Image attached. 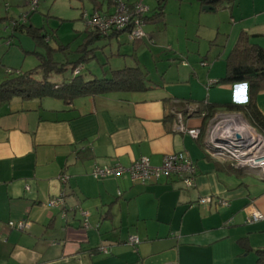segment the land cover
<instances>
[{
  "label": "crops",
  "instance_id": "crops-1",
  "mask_svg": "<svg viewBox=\"0 0 264 264\" xmlns=\"http://www.w3.org/2000/svg\"><path fill=\"white\" fill-rule=\"evenodd\" d=\"M91 2L92 10L111 11L109 1L105 9ZM250 18L255 22L239 33L264 46V10ZM68 30L79 42L92 29L78 23ZM160 30L154 24L150 39L156 40ZM103 38L116 55L108 68L96 58L92 71L102 76L137 64L148 73L146 89L79 96L69 103L14 99L0 109V264H256L255 251L264 248V219H246L255 210L264 215V180L247 181L243 176L256 173L210 157L205 134L195 139L175 132L171 117L175 110L197 109L206 101L245 102V84L216 83L225 62L215 61H224L230 50L213 51V39L203 52L186 44L185 52L177 48L172 58L160 59L170 62L152 72L137 52L148 41L145 36L130 41L120 32ZM202 60L209 64L201 66ZM256 103L264 115V90ZM185 123L200 128L202 118L193 114ZM83 149L91 151L86 158L78 155ZM180 151L196 166L188 188L170 178L142 182L129 173L91 175L95 166L128 167L141 156L160 166L165 155ZM61 174L69 177L65 185ZM62 192L64 206H50ZM204 197L210 201L201 203ZM82 212L88 214L84 227ZM20 220L28 224L24 230L8 225ZM129 236L138 242L129 244Z\"/></svg>",
  "mask_w": 264,
  "mask_h": 264
},
{
  "label": "trees",
  "instance_id": "trees-1",
  "mask_svg": "<svg viewBox=\"0 0 264 264\" xmlns=\"http://www.w3.org/2000/svg\"><path fill=\"white\" fill-rule=\"evenodd\" d=\"M165 1L166 0H156V6L151 11L153 14L148 15V12L150 11L149 8V10L143 14L144 19L146 20L148 18L154 17V15L161 16L163 14ZM198 1L200 2L201 6L209 4L215 9H218L219 6L223 5L232 7L234 3V0ZM36 11L37 8L26 14V21L24 22L20 20L21 16L19 19L13 18L14 22L12 21L13 24L11 23L12 31L9 37L15 36L17 31L24 32L33 38L36 45L45 47L46 53L33 50L32 52L37 55L39 62L34 68L28 71L17 70L16 68H10L6 71L7 74L2 77V79H0V109H2L3 106L8 105L14 99L23 101L39 100L41 102V100L45 98H56L69 103L74 98L79 96L106 94L113 91H136L147 88V83L150 82L148 73L144 68L137 64L129 67L125 66L119 69H111L109 70V73L102 76H97L92 71V69H89L85 66L86 62H89L91 59L96 57L94 50L99 46L94 44L97 39L116 35L121 32L117 30L100 32L96 26L87 23L85 16H91L95 11L101 15H106L107 13H112L113 11L101 12L94 8L90 13H87L82 10L81 19L85 20L87 26H89L92 30L85 31L87 36L85 35L84 38L73 47L71 45L72 43L70 42L60 43L61 41L57 35L56 29L51 30L53 32L52 33L48 32L44 25L40 26L34 24L31 20V15ZM62 23H60V25ZM53 38L54 40H59L56 45H50V39ZM9 40L10 43L13 44V40ZM10 43H8V45ZM55 52H62V54L65 56L64 61L61 62L55 60ZM69 53H72L75 58H67L68 56L66 55ZM224 62V75L223 77L219 78L216 83L245 84L246 100L244 103H209L208 101L203 103L199 108H197L196 113V115L202 118L199 137L201 135L204 136L208 122L218 112L241 113L248 123L256 129L257 132L264 135V115H262V113L259 111L256 103L258 93L261 90H264V46L250 42L249 35L246 32L241 31L234 45L225 56ZM200 63L206 64V61L202 60ZM65 70L70 71L69 76L64 74ZM53 75H59L61 76V79H51V76ZM211 83L213 82H210V84ZM182 112L185 113V111ZM201 113H204V115L201 116ZM171 117H174L173 112ZM89 153H91L89 149H83L79 150L78 155L82 158H86L89 156ZM229 164L232 167L229 168L236 170V167H234L231 162ZM61 175L67 176L65 183H62L63 185L67 184L69 179L68 175ZM160 178H170L181 181L179 178L172 175L166 177H152L141 181L145 182ZM61 194L63 195V204L61 207H63L65 193L62 192ZM75 208L76 207H72L70 210H76ZM64 210L65 207L63 208V211ZM84 226L85 221L82 219V227ZM255 253L256 264H264V248L257 249Z\"/></svg>",
  "mask_w": 264,
  "mask_h": 264
},
{
  "label": "rangeland",
  "instance_id": "rangeland-1",
  "mask_svg": "<svg viewBox=\"0 0 264 264\" xmlns=\"http://www.w3.org/2000/svg\"><path fill=\"white\" fill-rule=\"evenodd\" d=\"M97 1L105 9L109 0ZM131 1H133L132 3L141 1L151 10L156 6V0ZM202 7L198 0H166L163 14L146 22L151 23V25H144L145 39H148V41L144 43L141 50L137 47L142 63H145L152 71L156 65L170 62L168 58L160 59L167 56L172 58L174 50H177V48H181L185 52L186 47L184 45L190 44V47L199 45L201 52H203L207 49L210 39H213L215 44L213 51L220 49L224 54L232 48L239 31L255 22V20L250 18L252 13L255 10H264V0H234L232 7L219 6L213 12L203 11ZM82 10L87 13L92 11L91 0H38L37 11L31 17L34 24L44 25L48 32L56 29L60 43L70 42L73 47L78 43V38L74 39L71 36L75 32L68 30V27L78 23L86 24V21L81 19ZM113 10L114 6L111 4V11ZM31 11L32 5L27 0H0V79L7 74L6 71L9 68H16L21 71H28L34 68L38 64L39 59L32 52L33 50L46 53L45 47L36 45L33 38L24 32L17 31L15 36L9 37L12 31L11 23L14 20L13 18L19 19L20 16ZM62 22L65 25L60 26ZM152 23L157 25L159 29H163L160 30L161 33H156L160 35L156 37V40L154 36L150 39L152 34H150L149 30L152 31L154 26ZM80 27L81 25H79V29H81ZM164 29H167L165 33ZM7 38L12 39L13 44L8 46L6 43ZM188 39L190 40L187 41ZM58 41V39H50V45H56ZM104 42H106L104 38L97 41L96 45H99V47L94 50L96 57L85 63L87 68L91 69L93 67L94 62H97L96 58L103 61L101 64L105 63L107 68L110 65V58L116 53H110L109 47ZM219 44L221 46H218ZM158 48L159 50H164L161 55H159ZM54 54L55 60L64 61L65 56L62 52H55ZM66 56L69 59L75 58L72 53ZM215 62L224 66L223 58ZM206 63H200V65L207 66L209 62L207 61ZM64 74L69 76L70 71L65 70ZM60 77L59 75H53L51 79H61ZM224 113L219 112L216 117L214 116L210 119L212 126H217L220 123V120L225 117ZM229 114L235 116L233 112ZM239 115L242 121L248 122L241 113ZM231 126L234 125L231 124ZM255 132L258 133L257 131ZM243 177L247 181L253 179L256 182L258 181L257 184L260 183L258 180L260 178L257 174L250 173Z\"/></svg>",
  "mask_w": 264,
  "mask_h": 264
},
{
  "label": "built area",
  "instance_id": "built-area-1",
  "mask_svg": "<svg viewBox=\"0 0 264 264\" xmlns=\"http://www.w3.org/2000/svg\"><path fill=\"white\" fill-rule=\"evenodd\" d=\"M114 6L112 13L101 15L95 11L91 16H85L87 23L96 26L100 32H106L110 30H117L126 32L130 41L141 39L145 36L144 25L145 14L149 7L145 6L141 1L128 5L123 0H109ZM32 5V10L37 8L38 0H27ZM26 14L21 16L22 22L26 21ZM14 22V21H13ZM12 22V24H13ZM6 43H10L8 39ZM77 71V70H76ZM197 109L188 108L185 113L182 111L173 112V130L182 134H187L192 138L197 139L200 135L199 127H189L185 123V117L196 114ZM230 112H225V117L220 120L217 126H212V122H208L205 129V145L208 155L216 160L229 161L231 164L239 169L250 170L256 172L260 179H264V136L256 133L253 127L246 121H242L239 113H234L235 116H231ZM201 116L204 113L200 114ZM217 114L214 116L216 117ZM237 119V120H236ZM244 122L247 130L242 132V138L236 139L232 135V130L228 127V122L236 121ZM251 131V133H249ZM250 134L258 137L256 141L248 139ZM128 172L132 180H144L152 177L160 176H175L179 178L185 188L193 185L196 166L191 158L184 152H174L164 156L162 164L160 166H153L150 160L146 156H141L139 159L132 162L129 167H124L121 164L95 166L92 175L94 177H107L110 175L122 174ZM67 179L66 175H61L60 180L65 183ZM62 194L49 201L50 206H59L63 204ZM210 201L209 197L200 199L201 203H207ZM220 203L226 205L225 200H220ZM84 216L85 226L88 225L86 217L87 212H82ZM264 219V215L258 210L252 212V214L246 219L247 222H254ZM8 225L11 228L18 230H24L28 224L24 220L17 222L9 221ZM138 242L136 236H129L128 243L135 244ZM107 252L106 249L102 250ZM175 264V263H169Z\"/></svg>",
  "mask_w": 264,
  "mask_h": 264
},
{
  "label": "bare ground",
  "instance_id": "bare-ground-1",
  "mask_svg": "<svg viewBox=\"0 0 264 264\" xmlns=\"http://www.w3.org/2000/svg\"><path fill=\"white\" fill-rule=\"evenodd\" d=\"M231 124L234 125V126H231ZM228 125H229L228 127L232 130V135L233 136H238V134H239L240 135V138L242 136V132L244 133V131L247 130V127H246L245 123L244 122L243 123L242 122H239V120L236 121V123L233 122V121H229L228 122ZM249 133H251V131H249ZM251 138L253 139V141H256L258 139V137H256L253 134H250L248 136V139H251Z\"/></svg>",
  "mask_w": 264,
  "mask_h": 264
},
{
  "label": "water",
  "instance_id": "water-1",
  "mask_svg": "<svg viewBox=\"0 0 264 264\" xmlns=\"http://www.w3.org/2000/svg\"><path fill=\"white\" fill-rule=\"evenodd\" d=\"M205 11H214V7L213 6H211V5H209V4H206V5H203V7H202ZM236 137V139H241L242 138V136H241V138H240V135L238 134V136H235Z\"/></svg>",
  "mask_w": 264,
  "mask_h": 264
},
{
  "label": "clouds",
  "instance_id": "clouds-1",
  "mask_svg": "<svg viewBox=\"0 0 264 264\" xmlns=\"http://www.w3.org/2000/svg\"><path fill=\"white\" fill-rule=\"evenodd\" d=\"M255 131H256V129L255 128H253ZM259 133V132H258ZM259 134H261V133H259ZM262 135V134H261ZM262 136H264V135H262ZM239 169V168H238ZM243 170V169H242ZM245 171H249V172H253V171H250V170H245ZM256 173V172H255ZM257 174V173H256ZM262 180H264V179H262Z\"/></svg>",
  "mask_w": 264,
  "mask_h": 264
}]
</instances>
